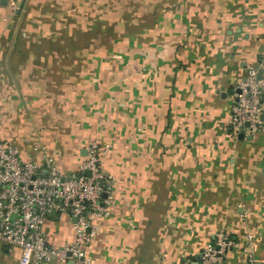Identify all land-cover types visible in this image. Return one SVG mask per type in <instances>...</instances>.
<instances>
[{
    "label": "crops",
    "instance_id": "1",
    "mask_svg": "<svg viewBox=\"0 0 264 264\" xmlns=\"http://www.w3.org/2000/svg\"><path fill=\"white\" fill-rule=\"evenodd\" d=\"M22 1L0 5V138L66 175L97 142L110 202L89 264L194 262L220 230L241 245L221 264L248 236L264 264V116L228 127L247 67L264 80V0ZM45 230L74 238L64 216ZM19 255L0 243V264Z\"/></svg>",
    "mask_w": 264,
    "mask_h": 264
},
{
    "label": "built area",
    "instance_id": "2",
    "mask_svg": "<svg viewBox=\"0 0 264 264\" xmlns=\"http://www.w3.org/2000/svg\"><path fill=\"white\" fill-rule=\"evenodd\" d=\"M22 2L6 0L12 10H19ZM263 87L258 68L249 65L233 88L228 121L232 137L263 129ZM100 151L97 142H90L76 173L66 175L48 158L42 162L21 159L18 148L0 138V243L20 249L19 264H89L84 249L95 233L93 218L107 216L110 202L106 187L110 176L99 167ZM85 171L90 174L85 175ZM52 212L70 222L74 231L71 242L54 246L48 240L45 225ZM238 249L240 242L231 232L220 230L194 262L185 259L180 264H221ZM242 250L244 264H259L250 236Z\"/></svg>",
    "mask_w": 264,
    "mask_h": 264
},
{
    "label": "water",
    "instance_id": "3",
    "mask_svg": "<svg viewBox=\"0 0 264 264\" xmlns=\"http://www.w3.org/2000/svg\"><path fill=\"white\" fill-rule=\"evenodd\" d=\"M0 4H1V5H6V0H1V1H0ZM258 78H260V74H258ZM263 116H264V115L262 114V115H261V120L263 119ZM237 137H238L239 139L249 138L248 136H246V135H245L244 133H242V132L239 133V134L237 135ZM84 174H85V175H89L90 173H89V171H85ZM102 196L105 197L106 194H105V193H102ZM51 215H55V212H52ZM73 220H75V219H73ZM68 264H69V263H68Z\"/></svg>",
    "mask_w": 264,
    "mask_h": 264
}]
</instances>
